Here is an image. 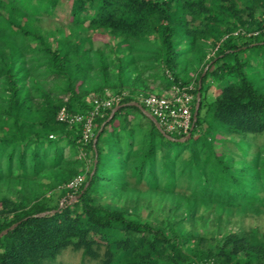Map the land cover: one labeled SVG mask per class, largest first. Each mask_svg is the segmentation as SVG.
Masks as SVG:
<instances>
[{
  "label": "trees",
  "instance_id": "16d2710c",
  "mask_svg": "<svg viewBox=\"0 0 264 264\" xmlns=\"http://www.w3.org/2000/svg\"><path fill=\"white\" fill-rule=\"evenodd\" d=\"M71 1L75 26L71 36L78 46L86 39L87 48L84 53L76 48L80 60L74 68L75 79L67 86L69 99L64 103L48 97L36 105L32 86L39 82L34 71L42 63L33 65L29 55L43 54L47 66L42 76H68L71 60L62 47L44 40L32 25L35 16L31 14L53 15L61 0H0V7L7 10L0 12L4 19V31L0 32L4 41L0 43V182L34 180L47 170L73 167L72 174L55 186L46 200L22 203L0 214V264H45L71 247L83 250L86 257L101 259L102 264H264V240L255 233L227 231L214 251L207 238L186 227L200 204L257 212L264 207V11L258 15L256 4L264 7V0H243L242 9L237 0H213L230 15L222 20L209 14V0ZM197 10L207 12L203 17L206 28L212 20L226 26L220 31L214 55L205 61L196 79L201 102L189 140L166 133L139 107L129 105L137 95L148 94L137 83L94 91L98 97L107 91L129 93L121 103L125 107L111 119L114 108L105 109L96 118V142L83 144L81 125L70 127L58 120L64 104L74 113L93 107L89 94H80L75 87L89 64L85 59L92 40L81 32L88 31L87 21L139 44L148 40L146 33L156 32L165 71L173 76H167L170 88L191 82L177 71L178 47L179 38L188 43L183 55L199 47L196 32L203 24L190 29L185 17L186 12L196 14ZM239 30L259 33L235 35ZM203 60L205 55L197 59ZM254 60L261 69L253 65ZM126 62L121 72L132 66L134 59ZM209 77L222 92L203 113ZM108 138L115 144L118 168L116 175L102 178V154ZM67 147L70 157H66ZM82 150L92 154V166L84 158L75 159ZM79 174L86 175L83 185L76 191L67 189L65 185ZM142 184L172 196L176 207H186L188 214L163 227L131 219L127 210L104 205L97 196L102 191L125 192ZM56 194L59 201L51 206L49 201ZM103 243L106 253L101 255Z\"/></svg>",
  "mask_w": 264,
  "mask_h": 264
},
{
  "label": "rangeland",
  "instance_id": "374dc122",
  "mask_svg": "<svg viewBox=\"0 0 264 264\" xmlns=\"http://www.w3.org/2000/svg\"><path fill=\"white\" fill-rule=\"evenodd\" d=\"M237 1L238 8H244V1ZM208 4L211 7L209 14L217 16L220 20L230 18L228 13H224L218 8L215 1L209 0ZM256 4L259 6L257 10L259 15V13L261 14L264 11V7L257 2ZM71 8V0H61L53 15L44 12L31 14V16H35L32 25L38 33L43 35L44 40L55 48L62 47L71 60L68 76L62 78L58 75L43 74L44 76H42L47 66L43 54L29 55L28 61L33 65H36L37 61L42 63L34 71V76L39 82V85L32 86V96L36 105L42 104L48 97L62 99L64 103L70 97V94L66 92L67 86L72 79H75L74 68L80 60L76 48L78 47L80 53H84L87 48L86 39L80 40L81 44L78 46V40L75 36H71L75 32V26L71 22ZM5 11H7L6 8L0 7V12L5 13ZM206 13V11L203 13L199 10H197L196 14L185 13L190 29L199 27L201 23L203 24L199 31L196 32L200 38V45L195 48L193 53L191 51L189 55H183L184 51H187L188 43L185 39L179 38L178 48L180 53L177 71L181 72V77L190 79L191 82L195 83L205 61L214 55V47L221 37L220 31L226 26L225 23L221 24L212 20L208 22L209 25L206 28L203 22V17ZM3 24L4 19L0 17V32L4 31ZM85 25L89 28L88 31L81 32H83L84 37L87 36L92 40V46L85 59L89 64L86 66L84 75L75 82L78 93L89 94L88 98L92 99L96 96L94 91L97 89L136 83L138 87L144 88L148 93L164 94L170 90L171 87L169 88L167 76L172 79L173 76H171L170 72L165 71L163 59L158 51L161 41L156 32L146 33L148 40L139 44L133 43L137 42L135 39H126L125 35L115 37L105 29L90 26V21H87ZM202 29L205 30L202 31ZM181 36L183 37L184 34L181 33ZM0 43L3 44L4 41L0 40ZM34 44L36 45V43ZM203 55H205V60L198 62V57ZM131 59H134V64L130 67H125L123 72H121V67L124 65L123 62L126 64V61ZM259 61H262V58ZM252 63L261 69L258 60L257 62L254 60ZM30 82H26V85H31ZM206 83L209 84V90L207 99L204 101L203 113L208 109L209 103L215 101L222 92L212 77H209ZM65 105L62 109L66 107ZM207 126V123L204 124V128H207ZM107 145L106 151L102 154L103 169L100 173L102 178L103 175L104 178L116 175L118 168L115 144L108 138ZM173 147L175 148L174 145ZM65 153L66 157H70L69 147L66 148ZM81 154L75 156V159L83 158ZM90 160L92 161L90 162ZM87 161V163L90 162L91 166L93 165L92 154L90 156L87 155ZM63 166L65 167L43 172L38 179L22 180L12 178L0 182V214L4 211L8 213V209H12L22 203H31L36 199L46 200L44 197L49 198L48 196L52 193V189L72 174L71 168L73 167ZM111 192L110 190L100 192L97 195L100 198V202L107 206L127 210L131 219H141L165 227L188 214L186 207H176L172 196H163L149 189L144 184L125 192L119 189ZM52 199L49 204L55 206L59 201V194H56ZM186 227L194 230L196 235H202L207 238L211 249L214 251L224 240L227 231L231 230L255 233L264 240V207L260 212H257L253 209H227L209 204H200L197 206L196 214L192 218L191 223L186 221ZM100 253L101 255L106 253V245L104 243ZM45 264H102V260L86 257L83 254V250H76L71 247L64 250L56 259L46 261Z\"/></svg>",
  "mask_w": 264,
  "mask_h": 264
},
{
  "label": "built area",
  "instance_id": "2783aa9c",
  "mask_svg": "<svg viewBox=\"0 0 264 264\" xmlns=\"http://www.w3.org/2000/svg\"><path fill=\"white\" fill-rule=\"evenodd\" d=\"M264 18V14L262 15ZM240 33L258 34L259 32L247 33L245 30L236 31ZM197 84L191 82L185 85L173 84L170 90L164 94L148 93L137 95L134 102L140 103L157 121L166 133L177 134L183 137L188 136L193 131L195 124L194 113L197 107L198 94ZM129 96L128 92L115 93L107 91L104 97L95 96L92 98V109L85 113H74L64 107L58 114L60 122L67 123L70 127L82 126V142L89 144L95 140V120L103 114L105 109H112L121 105L122 101ZM51 137H55L51 135ZM81 157L87 160V154L82 150ZM91 162V160H90ZM89 162V163H90ZM85 175L79 174L70 180L65 187L76 191L85 182ZM202 264H213L205 262Z\"/></svg>",
  "mask_w": 264,
  "mask_h": 264
},
{
  "label": "water",
  "instance_id": "95a60500",
  "mask_svg": "<svg viewBox=\"0 0 264 264\" xmlns=\"http://www.w3.org/2000/svg\"><path fill=\"white\" fill-rule=\"evenodd\" d=\"M200 102H201V93H199L198 94V100H197V107H196V110H195V113H194V120H195V123H196V121H197V117H198V113H199V107H200ZM129 105H135V106H137V107H139L149 118H151V119H153L154 121H156L155 120V118L140 104V103H138V102H134L133 104H129ZM125 107V105H118V106H116L114 109H113V111H112V114H111V117H110V119L115 115V113L117 112V111H119L120 109H122V108H124ZM156 123H157V121H156ZM195 128V124H194V126H193V129ZM191 134H189L188 136H186V137H184V138H181L180 140L181 141H187V140H189L190 138H191ZM97 139H98V136H96L95 137V142L97 141ZM89 185V182L87 183V186ZM49 212V211H48ZM48 212H45L44 214H48ZM5 232H2V234H4Z\"/></svg>",
  "mask_w": 264,
  "mask_h": 264
}]
</instances>
